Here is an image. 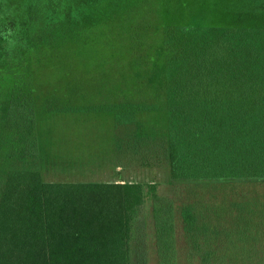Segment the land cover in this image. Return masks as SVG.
Listing matches in <instances>:
<instances>
[{"label": "trees", "instance_id": "obj_1", "mask_svg": "<svg viewBox=\"0 0 264 264\" xmlns=\"http://www.w3.org/2000/svg\"><path fill=\"white\" fill-rule=\"evenodd\" d=\"M24 13L22 37L0 45V264H131L149 205L169 229L176 209L188 240L190 207L157 183L43 180L121 135L161 141L170 184L264 182V0H38ZM45 55L67 69L63 92L39 83L56 67Z\"/></svg>", "mask_w": 264, "mask_h": 264}, {"label": "rangeland", "instance_id": "obj_2", "mask_svg": "<svg viewBox=\"0 0 264 264\" xmlns=\"http://www.w3.org/2000/svg\"><path fill=\"white\" fill-rule=\"evenodd\" d=\"M37 1L0 0V45L22 37L19 29L20 23L25 21L24 5L32 6ZM50 57H42V63L56 66L58 61ZM77 68L68 76V83L77 82L74 79V75L78 77ZM39 71L40 84L57 93L64 91L63 85L67 82L60 80L67 69L63 72L64 68L56 66L53 70L43 67ZM133 134L124 138L121 135L123 142H118L102 159L94 156L85 161L45 166L43 180L157 183L160 196L175 199L174 207L186 203L194 221L188 240L176 209L174 226L172 221L167 223L169 229L163 226L162 217L153 221L150 205L141 208L136 238L131 245V264L264 262V182L170 184L163 143L152 136L140 142Z\"/></svg>", "mask_w": 264, "mask_h": 264}]
</instances>
